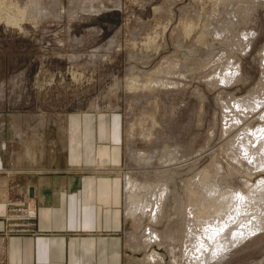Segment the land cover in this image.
Wrapping results in <instances>:
<instances>
[{
	"label": "rangeland",
	"instance_id": "374dc122",
	"mask_svg": "<svg viewBox=\"0 0 264 264\" xmlns=\"http://www.w3.org/2000/svg\"><path fill=\"white\" fill-rule=\"evenodd\" d=\"M5 2L2 13L18 23L0 22V145L2 171L17 173L9 180L0 232L38 233L32 189L23 195L17 191L30 171L101 173L116 177L123 202V263L179 264V247L169 248L178 246L177 236L155 261L147 257L153 247L142 241L149 221L125 217L123 176L140 182L167 178L170 207L160 222H152L164 233L175 216L172 203L187 200L186 179L200 167L213 160L221 175L229 178L231 172L232 183L241 184L225 153L229 123H224L231 115L223 113L229 110L227 97L230 104L235 96L261 89L264 0H42L48 11L36 16L28 9L32 0L17 2L19 7ZM246 30L254 32L249 46L242 37ZM241 37L246 45L242 40L241 46ZM220 56L238 59L241 73L235 71L230 83L221 78L227 65ZM213 75L222 81L213 82ZM77 155L90 163L68 166L70 156ZM259 175L264 173L252 181ZM30 203L37 215L28 222L24 211ZM214 264H264V230Z\"/></svg>",
	"mask_w": 264,
	"mask_h": 264
},
{
	"label": "bare ground",
	"instance_id": "6f19581e",
	"mask_svg": "<svg viewBox=\"0 0 264 264\" xmlns=\"http://www.w3.org/2000/svg\"><path fill=\"white\" fill-rule=\"evenodd\" d=\"M4 1L5 0H0V22L1 20H5L8 21L9 23L10 22L18 23V19H15L14 16H11L9 13L7 14L2 13L1 7L3 6L1 5L4 3ZM6 1H7V5L8 2H10L11 4L12 3L16 4L19 7L17 2L22 3L24 0H6ZM41 1L42 0H32V3L28 4L30 6V7L28 6L29 12H33L35 14L34 15L32 13L34 16L48 11L46 5L43 4L44 2L42 3ZM7 5L5 2V6ZM253 5L255 6V3H253ZM23 9L25 8L23 7ZM17 10L21 11L22 13L23 10L21 8V5L20 8H18ZM39 16L42 17V15ZM243 17H241V19ZM247 17L248 16H246L244 19H246ZM241 19L240 20L237 19L238 23H240L239 21H243V23H245L244 19L243 20ZM246 31L247 32L243 31L242 37L243 36L247 37L244 39H246V44L247 46H249V44L251 43V39H248L249 38L248 35L254 32L253 31L248 32V30ZM242 40L243 38L240 40V42ZM242 44L243 43L241 42V46ZM232 50L233 49L230 48L229 51ZM260 54L262 55V57L260 58L264 59V48L263 50L260 51ZM220 55H223L225 57V54H220ZM224 57H221L223 58L222 60H224ZM229 57H227L228 59L224 60V63H226L227 65V67L225 68L227 69V71L229 70V74L226 73L227 71L222 70L221 68H220L221 70L220 72L225 71V74L222 73L223 76L218 74L219 76H222L221 78H223V81H225V83H230V81L228 82V79L234 77L232 75L236 73L235 71L237 70L239 71L238 69L239 67H236L237 65H239V62H237L238 59L237 61L232 62L233 58L232 57L229 58ZM226 61L229 62L228 64H230V66L227 64ZM235 63L237 65H235ZM262 68H264V65ZM214 75L218 76L216 74ZM214 75L212 77L213 82L216 79L214 78ZM217 78L219 79V77ZM234 78H232L231 80H233ZM217 81H222V80H217ZM263 81L264 80H262L261 82L262 86L264 85ZM219 83L217 82V84ZM258 84H260V79L258 81ZM221 85L223 86V84ZM262 86L261 89L262 88L264 89V87ZM257 87L259 88L260 85H258ZM261 89L259 90L260 92ZM256 91L253 92L255 95H253L252 92L250 94L248 93L249 95H247L246 93L245 94L246 96L241 95V97L239 98L237 97V99L236 96L234 95L235 96L234 99L232 98L233 102L231 99V103H230L231 105L229 104L230 98L227 97L229 99L227 101L229 106L227 105V103L222 102V101H226L225 98L221 101V103L222 104L225 103L226 107H228L229 109V110L227 109L228 111H225L226 113L225 114L223 113V115L225 116L226 114L228 116L233 115V117L231 116L229 117V120H231V122H229V120L228 121L226 120L227 122L224 123V125L229 123L228 124L229 127L226 125V127L224 128V130L229 132V135L226 132L229 138L226 137L227 135L225 134L226 135L225 137L227 138L226 140L228 141V147L226 146L227 149L225 148L226 149L225 153L227 154L226 156H228L229 158L228 164L229 166H231L230 168L234 170L233 174L236 171L237 174H240V176L242 177V179H240L241 177H239V179L242 181L241 184L232 183L234 180L231 179V176H233L231 172H229V178L228 177L226 178V176H224L223 174L222 177L221 175L222 171L220 170L221 167L219 166L220 164L219 165L218 163L215 164L216 162H214L213 160L210 162V164L208 163L209 165V166L207 165L208 167H204V168L200 167L202 170L197 171L196 173H194L193 176H190L189 179H186L187 180L186 186L188 188L187 189L188 192L186 191V189L185 191L187 192V195L189 194V196H187L188 197L187 200L176 199L175 205H173L172 203L173 206L171 205V207H174V209L173 208L172 209L174 210L175 216L171 214L172 216H174L173 217L174 220L170 219L171 223L167 224L168 229L166 230L165 233L164 231L162 232L161 230H159L156 227V224H152V222L153 223L156 221L160 222L161 218L166 213V211H168L170 207V204L167 205L166 203L169 200V195H167L169 188L166 182H164L165 179L167 178L161 179L164 180L161 182H150L147 180L144 182H140L134 180L130 176V174L127 173L124 174L125 175L123 176L124 177L123 180H125L124 187L125 190L127 191V194L126 195L124 194L126 196V199L124 198L125 217L128 216L132 218L140 217L141 219L144 216L147 217L149 221V226L146 229L148 232L144 233L146 239H144L142 243L143 244L148 243L150 247H153V249L150 250L147 256L149 260L155 261L156 256H158L159 254L162 255V253L159 250L163 248V245H166L167 242L172 243L174 237L177 236L175 239H177L178 246H175V244L173 243L174 245L173 244L172 246L169 245V248L171 249V252H173V248L175 249L176 247H179V251L177 253L180 254L181 262L179 261L178 262L179 264H214L216 262L223 261L229 254L230 250L233 249L234 246L242 242L245 238H247L248 236L250 237V235H252L253 233L255 234L260 230H264V176L259 175L260 177L258 178L255 177L256 181H252V177L256 176L257 173H264V97L256 95ZM260 92H258L257 94L260 95L264 93V92L262 93ZM226 107L223 108V110L226 109ZM228 113H232V114H228ZM228 116L226 117V119L228 118ZM231 118L235 119V121H232ZM255 120L256 121L263 120V121L262 123H258L257 126L255 124L256 127L251 126V123ZM1 124L2 123L0 120V125ZM226 140H224V142ZM1 146L2 145H0V171L2 172L3 167H2ZM224 171L225 170H223V172ZM229 171L232 170L229 169ZM226 175L228 174L226 173ZM171 192H173L172 193L173 195L175 194L177 195V192H175L174 188ZM178 197L181 198L180 194ZM24 212L26 213L28 222H30L29 220L32 217L36 218L37 212H35V209L31 207V203L28 204V208H26ZM18 235H25V234L18 233ZM164 235L167 236V238L170 236V239L166 240ZM175 257L176 256H174V258Z\"/></svg>",
	"mask_w": 264,
	"mask_h": 264
},
{
	"label": "crops",
	"instance_id": "0c3cea01",
	"mask_svg": "<svg viewBox=\"0 0 264 264\" xmlns=\"http://www.w3.org/2000/svg\"><path fill=\"white\" fill-rule=\"evenodd\" d=\"M85 162L70 156L68 166ZM4 171H0V217L9 199L10 177L17 173ZM34 172L27 173L30 177L17 191L23 195L32 189L38 233L0 232V264H124L120 232L125 220L116 177L83 171ZM3 228L0 218V231Z\"/></svg>",
	"mask_w": 264,
	"mask_h": 264
}]
</instances>
